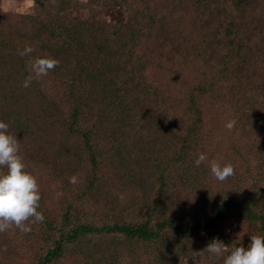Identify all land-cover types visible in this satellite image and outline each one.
Returning a JSON list of instances; mask_svg holds the SVG:
<instances>
[{"label":"trees","instance_id":"obj_1","mask_svg":"<svg viewBox=\"0 0 264 264\" xmlns=\"http://www.w3.org/2000/svg\"><path fill=\"white\" fill-rule=\"evenodd\" d=\"M28 1L35 4L33 15H0V121L17 139L23 163L49 166L70 192L57 221L43 212L41 199L43 221L24 222L38 237L51 239L37 264H63L72 249L84 254L83 264H195L194 258L222 264V258L200 252L213 237L246 246L249 236L264 235V143L251 151L259 167L246 158L239 165L220 147L219 163H231L234 173L222 188L209 186L208 161L193 163L203 150V108L197 101L216 83L187 95L195 117L187 123L165 114L164 101L141 75L139 42L158 20L152 4L185 0H136L135 9L134 0H94L104 7L128 3L133 11L120 26L72 21L70 0ZM198 1L213 16L204 29H215L214 11L233 24L255 0ZM219 35L209 36L203 52L215 54L210 40ZM26 46L32 51L19 55ZM36 57L57 64L24 87ZM232 60L231 54L228 64ZM237 90V107L256 113L246 118L250 126L264 127V93L242 85ZM239 143L232 145L235 154Z\"/></svg>","mask_w":264,"mask_h":264},{"label":"rangeland","instance_id":"obj_2","mask_svg":"<svg viewBox=\"0 0 264 264\" xmlns=\"http://www.w3.org/2000/svg\"><path fill=\"white\" fill-rule=\"evenodd\" d=\"M128 3H131V0ZM128 3L125 6L104 7V3H97L94 0H70L69 4L74 7L70 19L74 22L94 19L99 24L120 26L126 24V19L135 9L134 6L140 4L134 0L131 6L133 9H130ZM152 7L158 20L154 21L150 29H145L146 37H142L139 42L138 54L141 66L143 65L140 68L143 69L141 75L144 82L164 101L162 109L165 114L169 117L174 114L177 119L182 117L190 123L195 117L187 108V95L191 91L196 93L193 88L198 85L213 88L216 83L213 91L198 96L197 101L203 108L199 141L203 146L202 153L207 157L205 161L216 160L219 163V149L224 146L228 150L227 157L232 161H238L239 165L243 164L240 158H246L245 160H249L252 166L263 165L259 163L260 161L258 163L254 161L251 151L252 148L263 145L264 127L259 122L251 127L246 118L248 114L256 113L254 110L250 113L242 112V106L237 107L239 104L235 103L233 97L240 91L237 90L240 85L251 87L258 94L264 93V0H255L252 7L244 11L238 22L233 24L232 20L228 19L229 16L227 18L223 13L214 11L217 17L216 25L219 26L215 29L213 27L204 29L203 23L211 21L213 16L201 8L203 7L201 1L185 0L182 4L176 2L175 5L152 4ZM52 9V13L56 14L54 11L56 7L53 6ZM34 10L33 1L0 0V15L6 20L22 15H33ZM216 34L219 37L210 40L215 54L203 52L209 36ZM232 43L234 46H231ZM241 49L240 54L244 56L243 59H238L237 54ZM228 52L234 58L231 64L227 61V57L231 55ZM245 60L246 64H241ZM238 68H242V71L238 72ZM185 113L189 116L184 117ZM229 121L234 122L230 129L225 127ZM238 141H241V144L239 143L240 148L235 154L232 145H236ZM24 164L27 171L32 172L36 178L39 200H43V212L47 209L52 213L53 220L57 221L61 214L60 203L70 195L69 188H65L64 184L53 177V171L49 166L33 164L31 161ZM241 167L242 171L245 170L243 166ZM207 175L209 186L215 189L223 187L225 182L215 179L209 168ZM218 185L220 188H217ZM25 226L28 227V224ZM37 237L34 229L21 231L14 224L0 231V262L37 264L39 256L52 244L51 239ZM74 253V249L70 250L63 264L77 262L83 264L86 261L84 254L78 256Z\"/></svg>","mask_w":264,"mask_h":264},{"label":"clouds","instance_id":"obj_3","mask_svg":"<svg viewBox=\"0 0 264 264\" xmlns=\"http://www.w3.org/2000/svg\"><path fill=\"white\" fill-rule=\"evenodd\" d=\"M31 51L32 48L26 46L18 54L24 56ZM56 64L54 59L36 57L31 63V75L26 77L23 86L27 87L33 77L46 75ZM233 123L229 121L225 127L230 129ZM7 129L8 124L0 121V169H4L0 171V231L12 224L21 231H28L25 221L30 224L44 219L43 214L37 210L40 199L38 184L18 155L17 139L9 134ZM206 158L205 153H200L193 163L198 167ZM208 168L218 181H224L234 173L231 163L221 165L216 160L209 161ZM200 252L209 253L214 260L222 258V264H264V235L249 236L246 246L233 242L226 244L223 240L213 237ZM193 260L198 264L196 258Z\"/></svg>","mask_w":264,"mask_h":264}]
</instances>
